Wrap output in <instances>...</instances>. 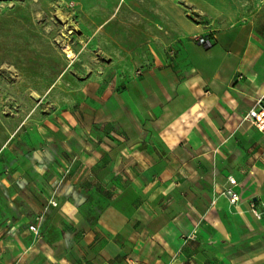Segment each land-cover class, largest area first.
Here are the masks:
<instances>
[{
	"label": "crops",
	"instance_id": "1",
	"mask_svg": "<svg viewBox=\"0 0 264 264\" xmlns=\"http://www.w3.org/2000/svg\"><path fill=\"white\" fill-rule=\"evenodd\" d=\"M92 3V46L133 65L113 94L126 128L113 120L109 136L88 125L73 136L65 121L18 122L0 108V264H264V132L243 120L264 106V0H116L109 15ZM184 149L192 178L207 179L185 190L191 202H173L175 222L153 231L150 212L137 230L135 184L121 180L135 168L121 163ZM182 182L165 189L181 193Z\"/></svg>",
	"mask_w": 264,
	"mask_h": 264
},
{
	"label": "rangeland",
	"instance_id": "2",
	"mask_svg": "<svg viewBox=\"0 0 264 264\" xmlns=\"http://www.w3.org/2000/svg\"><path fill=\"white\" fill-rule=\"evenodd\" d=\"M92 1L94 6L99 2L107 15L116 3ZM85 3L86 0H0V108L16 121L33 124L56 118L58 122L65 121L66 132L73 136H79L85 125L93 130L98 127L103 136H109L112 132L108 126L113 120L121 121L126 128V105L120 97L119 104L125 110L117 112V97L113 99V94L123 89L127 71L133 65H129L127 57L117 54L118 50L92 46L98 40V28L90 23L92 34L85 33ZM95 7L91 9L95 11ZM65 45L70 46L74 58L63 50ZM102 76L108 80H100ZM192 156L191 150L184 149L183 153L169 155L167 161L153 155L146 161L140 152L121 163V168L126 164L135 168L134 176L121 180L135 184V209L130 213H135L137 230L144 227V216L150 212L153 231L159 229L161 218L175 222L178 210L173 208V202L193 200V195L185 190L191 182L207 178L202 174L192 178ZM167 169L173 173L182 170L183 177L165 175ZM182 179L183 194L166 191L167 181L174 185ZM201 195L207 200V191ZM147 203H151V208H145ZM184 210L191 212L190 207Z\"/></svg>",
	"mask_w": 264,
	"mask_h": 264
},
{
	"label": "built area",
	"instance_id": "3",
	"mask_svg": "<svg viewBox=\"0 0 264 264\" xmlns=\"http://www.w3.org/2000/svg\"><path fill=\"white\" fill-rule=\"evenodd\" d=\"M199 41L202 44L206 43L202 38ZM243 120L252 123L259 131L264 132V106L260 104V100L244 115ZM228 183L229 186L225 190V194L230 198L231 203L235 204L240 200L239 194L233 190L237 185V180L234 177H230ZM251 211L257 218H260L261 214L256 210L254 203L251 204ZM30 230L36 234L39 233L37 224L31 225Z\"/></svg>",
	"mask_w": 264,
	"mask_h": 264
},
{
	"label": "bare ground",
	"instance_id": "4",
	"mask_svg": "<svg viewBox=\"0 0 264 264\" xmlns=\"http://www.w3.org/2000/svg\"><path fill=\"white\" fill-rule=\"evenodd\" d=\"M63 50L68 54L69 58H74L75 54L72 50H70V46L65 45Z\"/></svg>",
	"mask_w": 264,
	"mask_h": 264
}]
</instances>
